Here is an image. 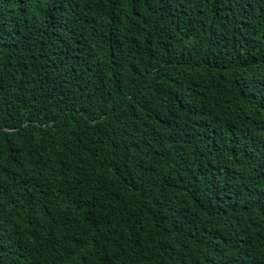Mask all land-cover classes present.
Wrapping results in <instances>:
<instances>
[{
    "label": "trees",
    "instance_id": "obj_1",
    "mask_svg": "<svg viewBox=\"0 0 264 264\" xmlns=\"http://www.w3.org/2000/svg\"><path fill=\"white\" fill-rule=\"evenodd\" d=\"M0 264H264V0H0Z\"/></svg>",
    "mask_w": 264,
    "mask_h": 264
}]
</instances>
